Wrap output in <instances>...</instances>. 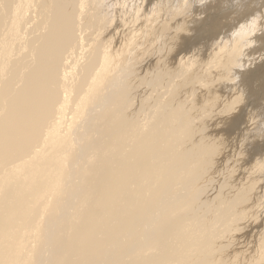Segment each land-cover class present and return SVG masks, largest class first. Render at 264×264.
<instances>
[{"label":"bare ground","instance_id":"obj_1","mask_svg":"<svg viewBox=\"0 0 264 264\" xmlns=\"http://www.w3.org/2000/svg\"><path fill=\"white\" fill-rule=\"evenodd\" d=\"M197 1L0 0V264H264L213 122L246 47L192 53Z\"/></svg>","mask_w":264,"mask_h":264},{"label":"rangeland","instance_id":"obj_2","mask_svg":"<svg viewBox=\"0 0 264 264\" xmlns=\"http://www.w3.org/2000/svg\"><path fill=\"white\" fill-rule=\"evenodd\" d=\"M198 1H197L198 4H202L203 3V5H204L206 3L209 7L205 8V9H203V8L201 9L202 12H204V13L206 12V15L203 13V15L199 19V22H198L197 26L195 28H192L193 29L192 36H194V37H197L198 35H199L198 37L211 36V37L215 38V37H218L219 35H221L222 40L218 41V44H221L220 45L221 47L229 48V47L232 46V44H233V47H234L236 43H237L236 46H239V44H240V47H241V45L243 46V48L246 47L245 49H243V51H244L243 55L244 56L242 55V58H241V56L237 57L236 61H235L236 63L232 62V64L229 65V67L231 68V69H229V71L230 70L235 71V72L237 71V74L240 75V79L237 77V82H236L237 86H238V82H239V90L240 91H239V93L236 92L234 94L231 91L227 92L225 94V96H227V97H225V98H223L221 94H218L219 91H217V94H215V95H219L218 99L220 98L219 99L220 102L216 101L215 104H219L220 105V103H221V105H220L221 109H218L220 112L218 113V116L216 115V117L213 120V122H217L216 126L218 128L222 126L223 129H224L223 131L219 132V134H218L219 138L218 137L217 138H218L219 142H221V140H222V142H226V143H224L225 144V148H226V151H225L226 154L228 153L229 147L231 148L233 142L234 143L235 142H239L238 146H237V149L234 151V152L237 153L238 157L236 156L235 158H233L232 161L230 160L231 163H229V161H228L227 162L228 164L226 163V165H225L231 171L228 170L229 173L226 172V170H227L226 167H224V169L226 168L225 170L224 169L221 170L223 177L226 176V175L227 176L228 175H234L233 179L235 181H237L236 187H235L233 192L237 193L235 196H236L237 200L239 201V204H238V207H237V211H238V213L241 216V220L240 221L243 220L242 221L243 223L240 222V224H241V226H242V224L244 226H246V227L242 226V229L240 230L239 235L241 234L240 235L241 237H243V235L245 233H246V235H248L247 233H249L250 234L249 237H252V235H253L254 239H255V240L253 239L254 246L256 247L258 245V246L263 247V249H264V191H263V189H264L263 188L264 187V177H263V175H264V163L262 162V161H264V160H262V159H264L263 158L264 157V153H263L264 152L263 151L264 150V121H263L264 120V37H263L264 36V8L260 7L261 10L263 9V11H261V13L259 11V13H258L257 11L260 8H257V11H256V8L255 9L251 8L253 6V3H251V0H249L250 3H251L249 5H248V2H249L248 0H219V1L217 0V2H215V3H214V1H216V0H211V1L208 0L209 3L206 0H202V2H201V0H198ZM204 1H206V2H204ZM241 1H242V3H241ZM246 7H248V9ZM152 8H153V6H152ZM246 9L250 10L251 12L245 13L247 11ZM242 11L245 14H242ZM211 13H213V15ZM241 15H242V17H241ZM206 16H208L209 18L206 17ZM210 17H212V18H210ZM214 18H215V20H214ZM216 18H218V19L216 20ZM238 19L241 20V23H239L240 21ZM212 20H214L213 21L214 23L212 22ZM256 20H257V22H256ZM196 21H197V19H196ZM259 21H260V24L258 23ZM261 21H262V23H261ZM211 23L213 25H215L216 28ZM245 23H247L246 26H245ZM206 24H207V26H206ZM253 24H255V25H253ZM256 24H258V25H256ZM202 25H203L204 28H202ZM208 25H210V26H208ZM226 26H228V27H226ZM233 26L235 28H231ZM246 27H248V28L246 29ZM209 28H210L211 32H210ZM212 28H214L215 30L212 29ZM255 28H257V29H255ZM195 29H196V31H195ZM222 29H224V31ZM230 29H231V31H230ZM240 29H242V30H240ZM198 30H201V31H198ZM243 30H244V32H242ZM234 31H235V33L233 34ZM237 31L240 34L239 36H237L238 35ZM258 31H259V33H258ZM198 32H200V34ZM222 32H224V33H222ZM217 33H218V35H215ZM223 34L224 35L226 34L225 35L226 37H224ZM245 37H247V38L245 39ZM208 39H209L208 37L207 38L205 37V38H203L202 41L197 42V45H200V46H197L195 44V46H192L193 50L191 52L192 53L193 52L196 53L197 49L201 48L202 46L203 47L205 46L206 48L207 47L208 48L211 47L209 45L211 43H209ZM224 39H225V41H224ZM215 40H218V38H215ZM228 40L230 42H228ZM231 42H232V44H231ZM248 42H250V43H248ZM213 44L216 45L215 43H213ZM213 44H211V45H213ZM247 45H249L248 46V50H247ZM249 47L251 48V50H249L250 49ZM216 51H217V49H216ZM246 59H248V60H246ZM243 61H245V63ZM242 62L244 64H242ZM233 65H234V67H233ZM234 68H235V70H234ZM236 69H238V70H236ZM241 70H243V71H241ZM216 71H219V69H216ZM238 71H240V72H244L245 71V72L244 73H239ZM214 72L215 71H211L212 74ZM217 73L220 74L219 72H217ZM229 75L230 76H228L227 78L222 79L223 80L222 84L229 83L228 81H230L232 79V76H233L231 74H229ZM243 84H244V86H243ZM191 85H192V83L188 84V86H191ZM225 87H227V85H225ZM228 87H229V85H228ZM256 89H258V90H256ZM243 93H245V94H243ZM181 96L184 97V98H182L184 100H186V98L188 97L187 93H185V94H183ZM181 96H180L179 100H182ZM228 97H229V99H228ZM172 102H174V101L172 100ZM189 104H186L185 106L183 104L184 112H183V114L180 113V115H181L180 117L181 118L179 117V119L182 120V115H184V113H186V112H189L190 115L194 114V112H195L194 109L196 110V107H194V105L193 106H189ZM235 106H237V107H235ZM175 107L176 106H174V108ZM186 109H189V110H186ZM192 109H193V112H191ZM234 115L236 116V118L234 117ZM244 116H245V118H244ZM170 117H173V115L171 116V114H170ZM249 117H252V118H249ZM220 122H221V125H220ZM237 122H238V126H237ZM252 122H253V124H252ZM244 124H246V125H244ZM247 125L249 126L248 127L249 129L246 127ZM242 126H244V127H242ZM233 128H234V130H233ZM213 131H215V129H213ZM238 133H239L240 136L238 135V137H237ZM241 134H242V136H241ZM240 137H242V139H239ZM250 137H252V138H250ZM240 140H241V142H240ZM243 140H244V142H243ZM243 152H244V154H243ZM249 152H250V154H249ZM259 152L262 153V155L258 154ZM252 154H253L254 157L251 160H249L248 163L245 166L242 167L241 165L245 164V159L248 158L249 156H252ZM234 163H236V164H234ZM231 167H232V169H231ZM223 171H225V175H224ZM261 171H262V173H261ZM260 175H262V176H260ZM235 177H236V179H235ZM258 184H260V185H258ZM237 188H238L239 192L242 193L241 196H240L239 192H236ZM254 198H256V199H254ZM245 203H248L250 205L247 204V206H246ZM244 205H245V207H244ZM250 215H251V217L253 219L250 217ZM243 216H244V218H243ZM245 217L248 218V219H246ZM247 220H248V222H247ZM249 221L251 222L250 224H249ZM256 232L258 234H255ZM255 235H257V236H255ZM256 237L257 238L259 237L261 239H257ZM253 244H251V245H253Z\"/></svg>","mask_w":264,"mask_h":264}]
</instances>
